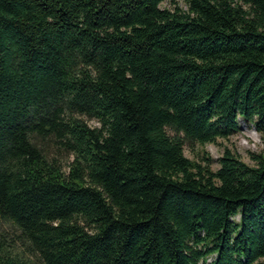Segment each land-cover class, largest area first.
Returning <instances> with one entry per match:
<instances>
[{
    "label": "trees",
    "instance_id": "16d2710c",
    "mask_svg": "<svg viewBox=\"0 0 264 264\" xmlns=\"http://www.w3.org/2000/svg\"><path fill=\"white\" fill-rule=\"evenodd\" d=\"M163 1L0 0V264L264 259V158L182 148L264 134V0Z\"/></svg>",
    "mask_w": 264,
    "mask_h": 264
},
{
    "label": "rangeland",
    "instance_id": "374dc122",
    "mask_svg": "<svg viewBox=\"0 0 264 264\" xmlns=\"http://www.w3.org/2000/svg\"><path fill=\"white\" fill-rule=\"evenodd\" d=\"M186 10L184 0H169L160 3V9L172 10L174 7ZM85 124L90 128H98L99 124L94 120L83 119ZM238 130L236 133L227 139H216L212 144H205L203 146L194 145L188 147L183 145V155L188 160L207 164L209 169L214 171L218 168L217 159L221 156L223 149L227 148L232 151L237 158L247 166H255V162L251 159V155H260L264 158V134H258L253 127L242 121H237ZM168 135H173L172 131L166 129ZM61 169L66 172L65 163L61 162ZM236 220V218L234 219ZM213 256L207 257L206 262L209 263ZM253 264H264V259H259Z\"/></svg>",
    "mask_w": 264,
    "mask_h": 264
}]
</instances>
